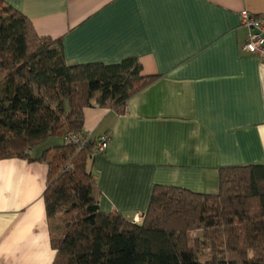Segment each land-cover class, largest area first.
<instances>
[{
	"label": "crops",
	"instance_id": "obj_1",
	"mask_svg": "<svg viewBox=\"0 0 264 264\" xmlns=\"http://www.w3.org/2000/svg\"><path fill=\"white\" fill-rule=\"evenodd\" d=\"M3 2L59 40L69 64L135 57L153 77L123 113L83 110L84 132L110 136L89 161L103 211L136 220L155 184L214 193L221 167L264 163V60L241 50L239 16H264V0ZM47 174L43 161L0 159V264L53 263Z\"/></svg>",
	"mask_w": 264,
	"mask_h": 264
},
{
	"label": "trees",
	"instance_id": "obj_2",
	"mask_svg": "<svg viewBox=\"0 0 264 264\" xmlns=\"http://www.w3.org/2000/svg\"><path fill=\"white\" fill-rule=\"evenodd\" d=\"M141 71L135 57L69 64L59 40L39 37L0 0V159L48 166L52 264H264V163L221 167L214 193L155 184L136 220L100 209L83 110L96 103L123 113L153 79ZM51 137L62 141L31 154Z\"/></svg>",
	"mask_w": 264,
	"mask_h": 264
},
{
	"label": "built area",
	"instance_id": "obj_3",
	"mask_svg": "<svg viewBox=\"0 0 264 264\" xmlns=\"http://www.w3.org/2000/svg\"><path fill=\"white\" fill-rule=\"evenodd\" d=\"M239 16L241 25L246 28V37L241 50L264 60V16L254 14L246 9L241 10ZM67 137L70 141L76 143L79 141V136L74 132H69ZM86 138L90 139L91 135L87 133ZM109 138L107 133L98 136L95 139L93 151L95 153L104 152Z\"/></svg>",
	"mask_w": 264,
	"mask_h": 264
},
{
	"label": "rangeland",
	"instance_id": "obj_4",
	"mask_svg": "<svg viewBox=\"0 0 264 264\" xmlns=\"http://www.w3.org/2000/svg\"><path fill=\"white\" fill-rule=\"evenodd\" d=\"M60 141H62L60 138L58 137H51V138H48L42 142H40L38 145H36L33 149L34 152L36 151H40L42 148L44 147H47V146H51V145H54L55 143H60Z\"/></svg>",
	"mask_w": 264,
	"mask_h": 264
}]
</instances>
